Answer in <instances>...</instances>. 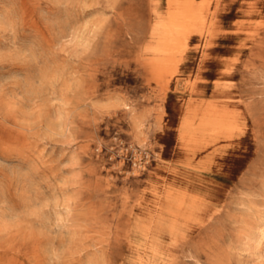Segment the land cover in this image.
<instances>
[{
	"label": "rangeland",
	"instance_id": "obj_1",
	"mask_svg": "<svg viewBox=\"0 0 264 264\" xmlns=\"http://www.w3.org/2000/svg\"><path fill=\"white\" fill-rule=\"evenodd\" d=\"M165 2L0 0V264H264V0H223L168 92L144 64ZM200 100L243 133L187 167L171 129ZM172 185L202 200L178 231Z\"/></svg>",
	"mask_w": 264,
	"mask_h": 264
},
{
	"label": "bare ground",
	"instance_id": "obj_2",
	"mask_svg": "<svg viewBox=\"0 0 264 264\" xmlns=\"http://www.w3.org/2000/svg\"><path fill=\"white\" fill-rule=\"evenodd\" d=\"M222 1L167 0V3L165 2L168 5L166 15L161 16L157 11H154L157 20L151 27V42L145 48L146 52L150 53V57L145 60L144 64L148 67L149 75L156 85L162 84L168 92L171 82L180 75V67L185 62L186 53L194 36L204 44H210L216 37L217 32L214 30L218 26V14L222 11ZM251 9H255V5ZM155 44H157V48H155ZM251 57L253 56L251 55ZM194 85V83L186 84V87L191 92L194 90ZM238 112L209 100L188 101L177 134L181 146L189 154L183 164L192 167V156L196 153L206 150L220 140H231L241 135L243 124L238 121ZM207 162V159H201L194 167H205ZM173 189V185L168 186L163 193L162 214L166 216L168 212L170 218L169 221L165 220L162 223L168 230L178 231L198 221L195 210L202 200L196 194H191L185 189L175 188L174 201L171 198L174 194ZM172 210H175V215ZM141 230L146 231L145 227H142ZM256 246L260 248V243Z\"/></svg>",
	"mask_w": 264,
	"mask_h": 264
},
{
	"label": "crops",
	"instance_id": "obj_3",
	"mask_svg": "<svg viewBox=\"0 0 264 264\" xmlns=\"http://www.w3.org/2000/svg\"><path fill=\"white\" fill-rule=\"evenodd\" d=\"M181 117H178L179 120H178L176 126L174 125V127L171 129L173 131V145H172V147L175 150L177 149L178 142H179L178 137H177V134H178V126H179V123L181 122Z\"/></svg>",
	"mask_w": 264,
	"mask_h": 264
}]
</instances>
